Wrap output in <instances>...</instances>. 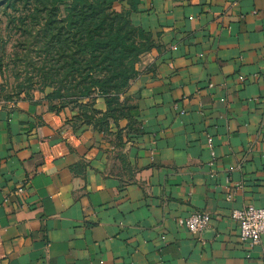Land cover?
Wrapping results in <instances>:
<instances>
[{"label":"crops","instance_id":"obj_1","mask_svg":"<svg viewBox=\"0 0 264 264\" xmlns=\"http://www.w3.org/2000/svg\"><path fill=\"white\" fill-rule=\"evenodd\" d=\"M135 3L154 46L107 135L0 97V264H264V236L248 249L232 219L264 208V0L113 8ZM197 212L201 234L179 225Z\"/></svg>","mask_w":264,"mask_h":264},{"label":"trees","instance_id":"obj_2","mask_svg":"<svg viewBox=\"0 0 264 264\" xmlns=\"http://www.w3.org/2000/svg\"><path fill=\"white\" fill-rule=\"evenodd\" d=\"M115 1L12 0L7 7L19 13L22 6V36L41 45L44 58L58 67L57 87L47 98L52 108L77 110L79 122L105 135L111 122L125 116L120 98L137 77L136 65L154 46L131 25L136 3L125 13L113 8ZM99 99L105 100V113L95 107Z\"/></svg>","mask_w":264,"mask_h":264},{"label":"rangeland","instance_id":"obj_3","mask_svg":"<svg viewBox=\"0 0 264 264\" xmlns=\"http://www.w3.org/2000/svg\"><path fill=\"white\" fill-rule=\"evenodd\" d=\"M11 1L0 2V97L47 100L57 87L58 67L44 58L41 45L22 36V6H17L19 13L12 12L7 9Z\"/></svg>","mask_w":264,"mask_h":264},{"label":"built area","instance_id":"obj_4","mask_svg":"<svg viewBox=\"0 0 264 264\" xmlns=\"http://www.w3.org/2000/svg\"><path fill=\"white\" fill-rule=\"evenodd\" d=\"M211 137H208V147L212 148ZM214 156V154H212ZM19 192H23L22 189ZM232 219L237 223L240 230V241L250 250L261 243L264 236V208L247 207L234 210ZM212 216L208 213H193L185 219L179 220V225L184 226L191 233H203L209 229Z\"/></svg>","mask_w":264,"mask_h":264},{"label":"water","instance_id":"obj_5","mask_svg":"<svg viewBox=\"0 0 264 264\" xmlns=\"http://www.w3.org/2000/svg\"><path fill=\"white\" fill-rule=\"evenodd\" d=\"M0 2H2V0H0Z\"/></svg>","mask_w":264,"mask_h":264}]
</instances>
